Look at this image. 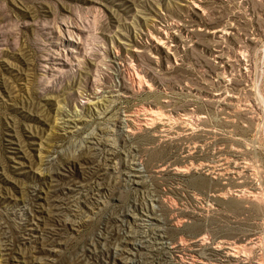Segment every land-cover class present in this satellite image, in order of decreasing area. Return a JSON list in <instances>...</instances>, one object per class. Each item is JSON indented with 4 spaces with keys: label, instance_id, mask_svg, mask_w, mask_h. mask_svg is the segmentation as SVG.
Instances as JSON below:
<instances>
[{
    "label": "rangeland",
    "instance_id": "rangeland-1",
    "mask_svg": "<svg viewBox=\"0 0 264 264\" xmlns=\"http://www.w3.org/2000/svg\"><path fill=\"white\" fill-rule=\"evenodd\" d=\"M125 244L264 264V0H0V264Z\"/></svg>",
    "mask_w": 264,
    "mask_h": 264
},
{
    "label": "bare ground",
    "instance_id": "bare-ground-1",
    "mask_svg": "<svg viewBox=\"0 0 264 264\" xmlns=\"http://www.w3.org/2000/svg\"><path fill=\"white\" fill-rule=\"evenodd\" d=\"M155 113V112H154ZM153 113V114H154ZM156 114V113H155ZM155 114H154V117H156L155 116ZM157 115V114H156ZM149 119V118H148ZM147 119V120H148ZM154 119V118H153ZM153 123V122H152ZM156 123V122H155ZM151 124V123H150ZM148 125V124H147ZM135 165V164H134ZM99 166V165H98ZM103 167V166H102ZM184 169V168H183ZM162 170V169H161ZM164 170V169H163ZM175 171H177V173L178 172H182V170H180V169H178V168H176V169H174ZM136 171H138V170H136ZM134 177H136L137 178V176H132V178H134ZM129 181H131V179L129 180ZM131 182H133V180L131 181ZM136 182H134V184H135ZM80 193V192H79ZM67 202V201H66ZM69 202V201H68ZM67 204V203H66ZM154 212V211H153ZM134 216V215H133ZM138 216V215H137ZM76 217H77V215H76ZM135 218V217H134ZM151 218V217H150ZM159 218V217H158ZM153 219V218H152ZM152 222V221H151ZM159 227V226H158ZM156 234V233H155ZM161 237V236H160ZM197 241V240H196ZM145 242V241H144ZM198 242V241H197ZM200 242V241H199ZM164 244V243H163ZM169 244H170V242H169ZM199 244V243H198ZM201 244V243H200ZM127 246H129L128 248H127ZM142 246V245H141ZM169 246V245H168ZM226 246V245H225ZM148 247V246H147ZM164 247H165V245H164ZM224 247V246H223ZM230 247V246H229ZM146 248V247H145ZM173 248V247H172ZM226 248H227V246H226ZM123 249H125V250H123V252L122 253H120V254H122L123 255V257L121 258V259H125V258H127V257H132L133 256V253H130V252H132L133 250H140V246H138L137 244H132L131 246H130V244H128V245H124V248ZM156 249V248H155ZM230 249H232V248H230ZM234 249V248H233ZM232 249V250H233ZM237 249V248H236ZM199 250V249H198ZM218 250V249H217ZM221 250H222V248H221ZM170 251V250H169ZM222 252V251H221ZM236 252H238L237 250H236ZM167 253V252H166ZM228 253V252H227ZM231 253V252H230ZM235 253V252H234ZM223 256H225L224 254H223ZM227 256V255H226ZM235 257H236V254L234 255ZM238 256V255H237ZM194 257V256H193ZM228 257V256H227ZM231 258V257H230ZM234 258V257H233ZM242 258V257H241ZM237 260V259H236ZM135 261V260H134ZM124 263H126V264H130V263H132V261L130 260V258L128 259L127 258V261L126 262H124ZM135 263V262H134ZM166 263V262H165ZM203 263V262H202ZM169 264V263H168Z\"/></svg>",
    "mask_w": 264,
    "mask_h": 264
}]
</instances>
